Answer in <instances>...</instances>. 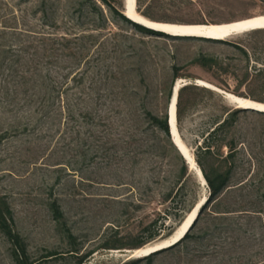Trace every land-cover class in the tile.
<instances>
[{
  "label": "rangeland",
  "instance_id": "1",
  "mask_svg": "<svg viewBox=\"0 0 264 264\" xmlns=\"http://www.w3.org/2000/svg\"><path fill=\"white\" fill-rule=\"evenodd\" d=\"M108 1L124 12L125 0ZM135 1L140 14L159 22L224 23L264 14V0ZM3 24L53 37L55 41L43 44L37 36H24L20 44L17 36L8 35L15 50L34 41L39 51L34 61L49 71L62 91L85 90V109L91 114L85 123L73 122L64 102L57 101L45 116L25 101L23 89L33 92V82L24 86L17 77L9 83L6 74L0 77V196L9 202L15 229L36 264H80L82 257L83 264H125L142 258L132 257L133 245L169 237L210 195L209 186L200 183L178 147L183 160L174 149L165 151L164 136L145 116L146 108L157 114L166 111L167 93L176 82L196 86L184 92L185 114L178 131L199 168L198 159L208 169L227 167L226 144L211 154L201 149L216 123L239 108L225 92L264 102V29L212 41L156 35L115 15L104 0H0ZM51 44L55 49L48 64L41 54ZM30 50L22 54L23 61L32 58ZM82 53L85 57L80 58ZM201 56L219 62L205 67L196 62ZM75 76H85L84 83H75ZM234 118L216 139L235 142L230 185L243 184L247 197L236 203L242 193L236 188L227 200L238 208L254 203L257 192H264V115L240 110ZM183 161L187 171L180 176ZM54 201L64 213L62 219L53 213ZM210 208L209 204L192 233L215 230ZM244 216L239 217L243 224ZM255 225L250 232H239L238 245L246 243L245 249L235 251L233 233L221 232L208 237L210 250L218 254L200 257L196 244L188 243V249L178 245L138 264H229L230 257L239 254H244V262L249 254L260 261L264 242ZM250 233L255 234L252 239ZM0 264H16L2 232Z\"/></svg>",
  "mask_w": 264,
  "mask_h": 264
},
{
  "label": "trees",
  "instance_id": "2",
  "mask_svg": "<svg viewBox=\"0 0 264 264\" xmlns=\"http://www.w3.org/2000/svg\"><path fill=\"white\" fill-rule=\"evenodd\" d=\"M105 3L109 6L111 11L115 14L121 17V19L132 23L137 29L145 32H150L156 35H164L168 37H179L170 35L161 31H156L153 29H150L148 27H145L137 22H133L129 18H127L123 12L119 10L115 5L110 3L108 0H104ZM203 24V23H202ZM12 33L13 37H18L21 41L20 44H23L24 36L28 37H39V41L41 43L46 44L48 41H55L51 35H47L44 33H38L34 32L29 29L24 28H18L8 25H0V77L2 75L6 74V78L8 83L11 80H15L16 77L19 79V84L27 86L29 82H33L34 91L31 92V89L26 87L23 89V94L25 95V101L28 104H34L37 105V111H44L45 116H48L50 113V110L53 109V107L56 106L57 101L60 102V104L64 102L63 108L65 111H67V117L69 120L73 122H78L80 119L85 123V116H89L90 111H87L85 109V90H81L79 92H73L70 93L71 88L67 89L65 88L63 91L62 86L57 84L54 77L49 73L47 70L43 69V65H40L38 62L34 61L33 56L38 55L39 51L38 48H36L35 42L30 41L28 42V45L26 47L20 48L19 50L16 49V44L12 42L11 39H9L8 35ZM34 35V36H33ZM12 37V36H11ZM62 39L68 40L66 36H61ZM188 38H198V39H206V40H215L211 38H201V37H188ZM59 39V38H58ZM217 40V39H216ZM12 44V45H10ZM64 47H68V44H63ZM234 46L242 50V52L249 56V53L247 50H245L244 47H241L238 43H234ZM32 48V58H28L23 61L25 58L23 53H30ZM69 48V47H68ZM85 51V45L82 47ZM55 47L53 44H51L49 47H45L44 51L42 52V57L46 58V60L50 57H52ZM22 52V53H21ZM73 54V53H72ZM77 54L75 53V56ZM85 57V53H82L80 55L81 57ZM79 60V58L77 57ZM52 59H48L47 63L52 64ZM196 62L202 66L208 67V66H214L215 64H218V59L216 57H206L201 56L196 60ZM23 66L24 70H22L21 66ZM45 72V73H44ZM262 72V70L259 71V73ZM180 76L179 68L175 67V77L178 78ZM9 77V78H8ZM85 80V76H75L73 77V81L78 84H83ZM68 82H66L67 84ZM173 87H170L167 97H168V105L166 107V111L163 114H157L153 112L152 110L145 109V116L147 117V121L150 127L154 128L156 130L155 132L160 133V135L164 136V149L165 151H168L169 149H174L178 156L182 159V157L179 155V152L176 149V145L173 143L171 139V133H170V127L168 123V107L170 100L172 98L173 93ZM195 85H185L183 86L179 91V97L177 102V120L178 124L183 120L184 114H185V100H184V92L190 88H195ZM7 97H10L9 90H7ZM17 98V97H16ZM15 98V99H16ZM240 110H246L242 108H237L234 111H231L228 113L227 117L224 118L222 121H219L216 123L215 127L208 132V135L204 138L203 144L201 146V149L204 153H213V151L218 148H222L224 144H226L227 147H229L230 153L225 157V161L227 162V167L223 169L220 168H213L208 169L200 159H198L199 164L202 167V173L205 177V180H207L209 188H210V195L208 197L207 202L205 205L201 208V213L198 216V218L194 221L190 229L185 233L183 238L179 240L175 245L162 249L160 251L151 253L150 255L138 259H132L130 261H127L125 264H138L142 260H151L153 256H155L158 253H161L164 250L170 249L172 247L178 246V245H185V248L188 247V243H194L196 244L195 247L197 248V251L201 252L200 257L205 254H218L219 251H211L210 245L211 244L208 240V237H215V233H221V232H229L233 233L231 238L233 239L234 250L237 251V249L246 248V243L242 246H239L238 243L242 240V237L240 236L241 233L239 232H246L249 231L251 228H255V224H258V228L261 231V238L264 242V192L261 190L257 192L256 194V200L254 203H250L247 205H243L242 207H232L231 202L228 199V196L230 193L234 192L236 188L239 189V191L242 192L244 185L241 184L237 186L236 188H232L230 185L232 172L234 169L235 164V156H236V146L234 140H231L228 143H224V141H220L219 139H216L218 134L223 131L226 127L231 126L234 123V116L237 111ZM260 114L264 115V112H258ZM59 115V112H57ZM75 128V127H74ZM78 132V131H77ZM85 143V138H84ZM169 148V149H168ZM85 156V149L80 151ZM184 157V156H183ZM183 160V159H182ZM187 171V165L183 161V168L182 173H180V176L185 174ZM206 182V183H207ZM255 185V184H254ZM252 186V184H251ZM250 194V193H249ZM247 197L245 193H241L240 196L235 197L236 203H239V199L244 200V198ZM211 206L210 213L213 216V220L215 221V230L211 231V229L202 230L199 233H192V229L195 227L196 223L198 222L201 214L207 209V207ZM52 210L57 219H62L64 217V213L61 210L60 205L54 201L52 203ZM237 215H234L236 214ZM241 214H244L247 218L246 223H242L239 220V217ZM243 216V215H242ZM156 229L149 235V240L153 239L161 230ZM0 232L3 233L7 241L10 243V252L11 256L16 264H36L35 261L32 260L30 253L28 251V245L26 243V240L24 237L15 229V221H14V214L13 210L9 204V202L6 200L5 197L0 196ZM250 232V231H249ZM239 234V235H238ZM252 236H255L254 233H250V238L252 239ZM230 238V237H229ZM251 241V240H250ZM147 241H140L133 245L134 249L143 246ZM188 249V248H187ZM197 253H194L193 256H197ZM227 254V253H226ZM259 254H263V257L260 261L253 260L252 254H249V257L247 261L244 262L242 259L244 254L236 255L235 257H230L229 264H233L232 261H237L235 264H264V245L261 248V251H259ZM86 258V257H85ZM195 259V258H194ZM84 257L80 260V264H83ZM223 262V261H222ZM244 262V263H243ZM221 263V262H220ZM218 263V264H220Z\"/></svg>",
  "mask_w": 264,
  "mask_h": 264
},
{
  "label": "bare ground",
  "instance_id": "3",
  "mask_svg": "<svg viewBox=\"0 0 264 264\" xmlns=\"http://www.w3.org/2000/svg\"><path fill=\"white\" fill-rule=\"evenodd\" d=\"M127 2L130 4L131 9L129 8V10L127 11V9L125 7L124 12H127L130 16H132L134 19L139 21L137 23H139L143 26L144 25H150L152 27H155L156 30L159 29L160 31H163V32L168 33V34H171V33H192V34H206V35L211 34L215 37H218V38H214V39L225 40V39L233 37L234 35H237V34H242V33L248 32V31H252V30L264 29V14L255 15V16H251V17H247V18H241L238 20H234L231 22H224V23H203V24L202 23H170V22H159V21L150 20L147 17L140 14L136 10V1L135 0H127ZM145 27H147V26H145ZM236 31H243V32H236ZM229 33H231V34H229ZM173 35L187 36V35H181V34H173ZM178 85H181V84H178ZM225 93L227 95V98L234 105H236L239 108L256 107L259 109H264V102L257 101V100L251 99V98L241 97V96H238V95H235L232 93H228V92H225ZM173 135H174V138L178 144L177 147H180L181 150L183 151V153L185 154L187 160L189 161L190 167L193 170H195L196 174L198 175V177L200 178L202 183L204 185H206V180H205V177L202 173L203 171H201V169L198 167V165L196 163V159L192 155L191 150L187 147V145H185L183 143V141L180 138L179 131H178V120H177V123L175 122V120H173ZM206 198L207 197L202 198L198 204L202 203ZM204 203H206V202H204ZM196 207L188 213V215L185 217V219L182 221V223L176 228V230H174L172 235H170L167 238L157 240V241L148 243L144 246L135 248L134 250L130 251V254L132 256H139L141 253L148 251L152 246L168 245L171 242H173L174 240H176L188 228V226L191 224V222L195 218V216L198 212V207L197 208ZM202 207H203V204H202L201 208ZM198 216L196 217V219L198 218Z\"/></svg>",
  "mask_w": 264,
  "mask_h": 264
},
{
  "label": "water",
  "instance_id": "4",
  "mask_svg": "<svg viewBox=\"0 0 264 264\" xmlns=\"http://www.w3.org/2000/svg\"><path fill=\"white\" fill-rule=\"evenodd\" d=\"M125 7L127 9V11L129 10L130 8V4L127 2V0L125 1ZM131 9V8H130ZM123 14L129 18L130 20H132L133 22H139L137 21L136 19H134L132 16H130L127 12H123ZM144 26H147L148 28L150 29H153V30H156L155 27H152L150 25H144ZM159 30V29H158ZM156 30V31H158ZM160 31V30H159ZM163 32V31H161ZM236 32H243V31H236ZM173 34H181V35H187V36H181V37H203V38H211V39H214V38H218V37H215L213 35H209V34H192V33H171L170 35H173ZM231 34V33H229ZM228 34V35H229ZM189 83H185V84H182V85H178V83L176 82L174 87H173V93H172V98L170 100V103H169V107H168V123H169V127H170V133H171V139L173 141L174 144H177L175 138H174V135H173V120H175V122L177 123V102H178V97H179V91L180 89L185 86V85H188ZM224 95V97L226 98V95L224 93H222ZM238 105V104H237ZM236 106V105H235ZM242 109H246V110H252V111H256V112H264V109H259V108H256V107H243ZM178 149L180 150V152L183 154L184 156V159L186 160V163L189 165V161L187 160L185 154L183 153V151L181 150L180 147H178ZM201 169V167H200ZM202 171V169H201ZM200 181V180H199ZM207 182V180H206ZM200 183L202 184V182L200 181ZM207 185H208V182H207ZM209 186V185H208ZM209 197V196H208ZM208 197L200 204L197 205L198 207V212L195 216V218L193 219V221L191 222V224L188 226V228L176 239L174 240L173 242H171L170 244L168 245H162V246H152L148 251L144 252V253H141L139 256H136V257H146L148 255H150L151 253H154V252H157V251H160L162 249H165V248H169L173 245H175V243L180 240L184 234L188 231V229L190 228V226L192 225V223L194 222V220L196 219V217L198 215H200L201 213V206L203 204V206L205 205L204 202H207L208 200ZM196 207V208H197ZM134 250V249H133ZM134 257V256H132Z\"/></svg>",
  "mask_w": 264,
  "mask_h": 264
}]
</instances>
